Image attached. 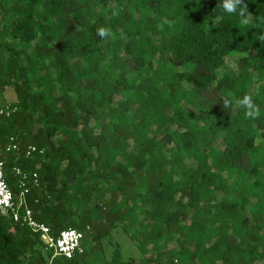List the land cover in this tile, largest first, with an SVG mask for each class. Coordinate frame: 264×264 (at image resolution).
I'll use <instances>...</instances> for the list:
<instances>
[{
  "label": "trees",
  "instance_id": "1",
  "mask_svg": "<svg viewBox=\"0 0 264 264\" xmlns=\"http://www.w3.org/2000/svg\"><path fill=\"white\" fill-rule=\"evenodd\" d=\"M223 3L0 0V93L16 97L0 148L20 149L1 150L4 180L16 196L13 167L36 172L35 219L84 232L67 259L0 216V264H264V0Z\"/></svg>",
  "mask_w": 264,
  "mask_h": 264
},
{
  "label": "built area",
  "instance_id": "2",
  "mask_svg": "<svg viewBox=\"0 0 264 264\" xmlns=\"http://www.w3.org/2000/svg\"><path fill=\"white\" fill-rule=\"evenodd\" d=\"M16 107L3 105L0 107V115L5 117L10 116L15 112ZM5 152H19V146L16 139L10 136L4 146L0 148ZM43 148H38L33 144H29L24 148V155L26 157L32 154L42 155ZM4 162L0 161V216L10 219L12 222L20 226L28 227L32 232L39 235L45 249H51L54 256H62L64 258H72L75 254L81 253L83 247L81 241L84 237V232L74 228L62 229L57 235L50 234L49 226L43 222H39L33 216V212L28 207L26 195L29 192V184L34 187H39L40 181L36 172L27 173L19 167H13L12 172L17 177V184L19 193L13 195L11 189L7 186L4 180ZM88 229V226L86 227Z\"/></svg>",
  "mask_w": 264,
  "mask_h": 264
},
{
  "label": "clouds",
  "instance_id": "3",
  "mask_svg": "<svg viewBox=\"0 0 264 264\" xmlns=\"http://www.w3.org/2000/svg\"><path fill=\"white\" fill-rule=\"evenodd\" d=\"M241 4V0H224V3L222 5V8L224 11L230 13V14H238L244 15L247 13V4H244L242 8L239 10L237 9V6ZM248 15H251L248 13ZM261 21H264V18H259ZM168 22V21H165ZM242 23H246V21H242ZM97 35H99L102 38H106L110 35V31L106 28H98L97 29ZM259 39L261 41H264V36H260ZM223 107L229 108L232 106V103L230 102V99L227 97H222ZM235 105L237 108H243L245 110V116L251 119H256L260 115V108L258 105H256L249 94H245L242 98H237L235 100Z\"/></svg>",
  "mask_w": 264,
  "mask_h": 264
},
{
  "label": "rangeland",
  "instance_id": "4",
  "mask_svg": "<svg viewBox=\"0 0 264 264\" xmlns=\"http://www.w3.org/2000/svg\"><path fill=\"white\" fill-rule=\"evenodd\" d=\"M234 58H226L225 65L234 67ZM16 99L15 93L11 89H7L5 92L0 93V107L3 105H8L14 102ZM113 241H118L120 243V246L122 247V250L124 254L127 253H133L137 258L140 257L139 251L136 248V246L128 239L127 236H125L123 233H121L119 230L114 231L111 234ZM101 245L106 249V242H103ZM169 247H176V243H170ZM256 264H262L261 262H258Z\"/></svg>",
  "mask_w": 264,
  "mask_h": 264
}]
</instances>
